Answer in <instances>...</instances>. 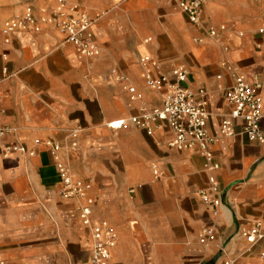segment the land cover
Returning a JSON list of instances; mask_svg holds the SVG:
<instances>
[{"label":"crops","instance_id":"1","mask_svg":"<svg viewBox=\"0 0 264 264\" xmlns=\"http://www.w3.org/2000/svg\"><path fill=\"white\" fill-rule=\"evenodd\" d=\"M68 1L97 17L98 57H79L51 25L38 33L18 31L5 43L6 18L27 6L39 11L55 3L0 5L2 123L14 129L0 138V264H91L89 228L80 220L77 200L61 197L54 159L45 145L35 146L37 138L60 143L62 157L92 183L94 217L108 219L118 232L110 264H264V239L250 244L240 233L255 220L264 221V143L236 134L211 145L224 192L214 217L198 194L209 176L199 149L169 146L173 132L165 123L153 135L129 122L108 125L128 119L140 105L113 69L128 76L147 105L162 104V92L147 86L146 74L158 72L140 64L145 55L158 59L164 73L178 63L189 67L185 85L206 91L214 135L231 110L226 91L233 80L221 61L262 82L264 99V49L258 46L264 0H207L203 27L191 24L173 0ZM210 26L218 28L217 37L206 33ZM236 126L239 131L240 123ZM15 143L35 154L5 155L4 147ZM154 164L160 177L153 174ZM207 225H213L216 239L201 244Z\"/></svg>","mask_w":264,"mask_h":264},{"label":"built area","instance_id":"2","mask_svg":"<svg viewBox=\"0 0 264 264\" xmlns=\"http://www.w3.org/2000/svg\"><path fill=\"white\" fill-rule=\"evenodd\" d=\"M49 1L55 4L42 6L39 11L33 6H27L22 14L6 18L2 25L4 42L10 43L13 34L18 31L29 34L38 33L44 25H51L63 34L66 42L75 46L79 57H98L102 49L94 30L97 17L90 15L88 9L79 3L68 0ZM173 1L178 4L191 24L196 27L204 26L203 10L207 0ZM222 28L225 29V25L222 24L220 29ZM205 30L210 36L219 35L218 28L215 26L207 27ZM258 30L263 36V41L258 46L264 49V23ZM150 40L151 37L146 39V41ZM140 64L145 68L150 65L157 70L156 76L151 73L146 74V83L150 89L162 92V104L157 107L147 105L143 93L130 82L128 76L113 69L116 79L123 83L130 99L139 102L140 105L136 114L128 119L111 121L108 125L112 128H120L129 122L145 130L148 135H153L155 128L165 123L173 132V137L167 143L169 146L179 150L199 149L204 157V168L209 172V176L208 185L198 190V194L215 217L223 204L224 192L215 175V171L220 168V163L215 160L211 145H214L221 137H231L236 134L245 136L250 141L264 143V128L262 127L264 99L259 92L262 82L249 80L236 64L227 60L221 61V66L229 72L233 80L232 85L226 91V100L231 110L222 119L219 135H214L208 128L210 112L207 107L206 91L202 88L195 90L185 85L190 74V69L186 64L173 65L170 73L162 72L160 62L152 55L143 56ZM4 71H7V67ZM221 76L217 75L218 78ZM3 114L4 110L0 105V138L14 131L12 127L2 123ZM238 122L241 125L239 131L236 126ZM34 143L35 146L43 144L49 149L59 174L61 197L77 200L80 220L90 232V263L110 264L112 250L118 242V232L108 219L94 217L95 198L90 193L92 183L80 178L62 157L60 143L51 138L43 140L37 138ZM11 151L35 154L33 148H27L21 143L4 147L5 155ZM153 174L155 177L161 176L157 164L153 165ZM240 233L250 244L259 243L264 239V221L257 219L250 226L242 228ZM215 239L216 231L213 225L203 227L199 242L207 244ZM260 257L264 259V249L260 252Z\"/></svg>","mask_w":264,"mask_h":264},{"label":"rangeland","instance_id":"3","mask_svg":"<svg viewBox=\"0 0 264 264\" xmlns=\"http://www.w3.org/2000/svg\"><path fill=\"white\" fill-rule=\"evenodd\" d=\"M3 0H0V5L2 4Z\"/></svg>","mask_w":264,"mask_h":264}]
</instances>
